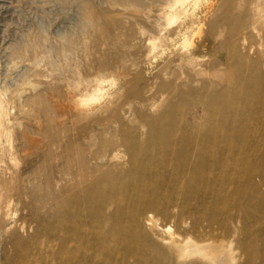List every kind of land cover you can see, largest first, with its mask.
I'll return each mask as SVG.
<instances>
[{"label": "rangeland", "instance_id": "rangeland-1", "mask_svg": "<svg viewBox=\"0 0 264 264\" xmlns=\"http://www.w3.org/2000/svg\"><path fill=\"white\" fill-rule=\"evenodd\" d=\"M174 1L0 0V264H175L174 239L264 232V26L243 47L248 0ZM152 140L193 171L133 170Z\"/></svg>", "mask_w": 264, "mask_h": 264}, {"label": "bare ground", "instance_id": "bare-ground-1", "mask_svg": "<svg viewBox=\"0 0 264 264\" xmlns=\"http://www.w3.org/2000/svg\"><path fill=\"white\" fill-rule=\"evenodd\" d=\"M185 1L186 0H175L172 3V6H177V5L181 6L182 3L184 6ZM194 1L196 4H198L197 2L199 0H194ZM193 5L195 6V4ZM248 5L250 6V17L248 18L249 20H247L248 26L246 27V25H244L243 31L242 33H240L241 35L240 42H241V46L243 47L246 45L248 36H250L251 33L256 34L257 37L260 39V41H263V36L261 35L262 32L261 27L264 26V0H248ZM196 9L198 10V8ZM191 43H189L187 38H183L184 47L190 46ZM260 48L264 49V43L260 45ZM251 51H253V49H250V52ZM191 60H193L191 61V63L194 64L195 63L194 59L192 58ZM262 67L264 68V62L262 63ZM90 100H95V96L91 97ZM181 144H179V147L172 148L174 146L173 142L169 144L168 142L162 143L161 141L152 140V142H150L149 146L147 147L148 152L145 157L146 163L141 164L139 162L140 159L138 158L140 155H138L139 153L135 151L130 161L132 165V169L141 170L143 173L152 174L154 172L157 173L158 171H165L166 165L171 163L173 165L172 167L176 169V172L174 173L175 178H176V173H178V170L189 171L191 173L193 171V167L195 168L196 166V162L195 160H192L190 158L189 156V154H191L190 150L186 149L188 143L184 142L183 146ZM171 149H173L172 152L174 153L172 155H168L166 152L167 151L169 152ZM158 152L161 153L162 155V158L160 160L157 158L156 155L158 154ZM114 158L117 159L120 158V156L115 155ZM147 161L152 163L147 164ZM15 162H17V160ZM201 163L203 164L205 162L201 161ZM5 202H11L12 204V202L14 201L10 198H6L4 196V192L0 189V212L4 210H8V211L11 210L10 204L9 205L7 204L5 206L6 208L5 207L3 208L2 205ZM156 206H158V204L143 205L144 213L141 215V217L148 215L149 213L153 212V210L155 211ZM157 211L159 212V208ZM223 235H225V232H219L217 230L207 229L199 234V237L208 239L205 240L204 243H199L192 237H188L184 242H179L174 239L172 242L169 243L170 246L168 249H169L170 258L175 264H241L242 260L248 255L249 252V255L251 256V261L249 264H264V232H259L258 234H255L254 236L251 237H247L245 239V244L248 246V248H246V252L242 248L241 250L237 248L235 246V242L225 243L219 241L220 236Z\"/></svg>", "mask_w": 264, "mask_h": 264}]
</instances>
